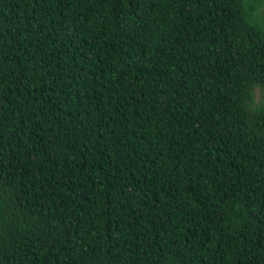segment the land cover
<instances>
[{
	"label": "trees",
	"instance_id": "obj_1",
	"mask_svg": "<svg viewBox=\"0 0 264 264\" xmlns=\"http://www.w3.org/2000/svg\"><path fill=\"white\" fill-rule=\"evenodd\" d=\"M0 264H264V0H0Z\"/></svg>",
	"mask_w": 264,
	"mask_h": 264
}]
</instances>
